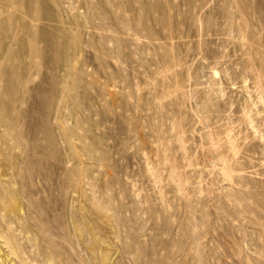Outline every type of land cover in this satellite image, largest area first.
Returning <instances> with one entry per match:
<instances>
[{"label": "rangeland", "instance_id": "1", "mask_svg": "<svg viewBox=\"0 0 264 264\" xmlns=\"http://www.w3.org/2000/svg\"><path fill=\"white\" fill-rule=\"evenodd\" d=\"M2 264H264V0H0Z\"/></svg>", "mask_w": 264, "mask_h": 264}, {"label": "bare ground", "instance_id": "2", "mask_svg": "<svg viewBox=\"0 0 264 264\" xmlns=\"http://www.w3.org/2000/svg\"><path fill=\"white\" fill-rule=\"evenodd\" d=\"M0 264H2L1 261H0Z\"/></svg>", "mask_w": 264, "mask_h": 264}]
</instances>
